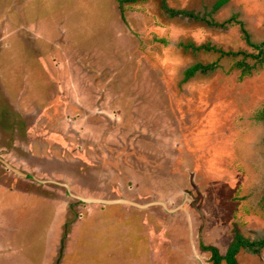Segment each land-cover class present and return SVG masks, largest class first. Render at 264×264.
Returning <instances> with one entry per match:
<instances>
[{"label": "rangeland", "instance_id": "obj_1", "mask_svg": "<svg viewBox=\"0 0 264 264\" xmlns=\"http://www.w3.org/2000/svg\"><path fill=\"white\" fill-rule=\"evenodd\" d=\"M217 1L0 0V15L18 19L0 29V98L11 117L9 131L0 125V141L19 143L0 158L42 180L68 183L75 195L183 207L168 215L161 205L80 202L64 186L17 178L0 160V264H153L143 256L148 228L170 246L199 249L193 252L199 257L201 245L217 237L201 235L213 218L202 224L194 217L199 200L226 202L227 211L217 202L208 207L227 218L213 230L242 210L233 211L230 190L215 187L229 188L227 166L249 169L246 154L260 152L264 142V121L254 124L264 108V62L228 53H259L247 37L264 43L257 14L264 0L215 8ZM242 61L253 66L250 74L236 66ZM196 64L206 69L187 76ZM36 93L42 108L52 112L57 104L56 119L42 122L51 139H36L32 130L31 140L26 132L24 121L33 124L40 110L27 102ZM262 197L261 187L252 199ZM179 210L186 211L184 221ZM241 220L232 226L246 229ZM155 242L150 249L161 251ZM165 254L154 264L183 260L173 250L166 263Z\"/></svg>", "mask_w": 264, "mask_h": 264}, {"label": "crops", "instance_id": "obj_2", "mask_svg": "<svg viewBox=\"0 0 264 264\" xmlns=\"http://www.w3.org/2000/svg\"><path fill=\"white\" fill-rule=\"evenodd\" d=\"M21 11L25 12L24 6L22 4H21L20 12ZM1 12H2V10H1V5H0V13ZM257 14H258L259 18H261V19L264 18V7L259 6V9L257 10ZM15 19H17V18H15V16L6 15L5 17H2L0 15V29L3 26L7 27V26L16 25V24H14V23H16ZM34 20L36 21L37 24L38 23L41 24V22L39 20H37L36 18ZM254 20H258V19L254 18ZM5 38H6V36H3V38H2L3 42H5V40H6ZM38 40H39V38H38ZM41 54H42V52H41ZM36 56H37V54H36ZM10 91H11V89L10 88L8 89V87H7V92L10 93ZM40 99H42V98H40L37 93L33 94L31 96L30 100H29V98L27 99V102L30 101L32 103V105L35 104L36 107L37 106L40 107L39 111H37V109H36L37 115H36L35 121H33L34 122L33 124L29 125L28 119H26L24 121L25 127L27 129L26 130L27 135L30 136L31 140H32V138H31L32 130H34L35 132H38L40 134L39 136L37 135L36 139L40 138L39 140H41L43 137H45V138L49 137L50 139L53 138V134L47 133L49 130H47V132H46L45 128H43L44 123H42V122L48 123V122H50V121L52 122L54 119H56L55 116L58 115V110L55 111L57 104L52 105V107L55 105L56 106L52 110V112H50L49 110H47V108H44V107L42 108V106L39 105V102L41 101ZM1 100L2 99L0 98V106H1L0 107V125L4 126V128L7 131H9L10 127H11L10 126L11 117L7 116L5 113H2V111H3L2 107L5 105L1 104ZM29 103H26V105H28ZM22 104H23V102H22ZM45 118H46V120H44ZM233 119L236 120V118H233ZM35 127H38V128L35 129ZM232 128H233V126H232ZM245 129H247V123H245V127L243 128V130H245ZM249 131L253 132L252 129H250ZM241 139H243V137H241ZM235 140H238V138L237 139L235 138ZM14 142H16V144L13 143V145L12 146L10 145V147H9V146H7V143L3 142V139H1V141H0V155L5 156L7 154V151L10 150L11 147L19 145L17 140H15ZM24 143H26V141ZM261 145L262 146L260 148V152L257 151V152H251L248 155L246 154V157L248 158V161H249V169L241 170V169H237L236 167L231 168V171H232L231 176L229 174L228 175L231 178L230 182L232 183V186H231V183L228 182L229 188L228 187L225 188L226 187L225 184H221V183H219V185H220L219 188L217 187L219 185L216 186L217 188L215 187V189H218V190L220 189V190L227 191V192L230 190V193L228 194V196L226 198H228V200H229V197L231 198L232 203H233V211L237 210V209H235L234 205H236V203L238 204L240 201V203H244V205H246V203H252L254 209L251 212H250V210H248L247 214H245L246 210H244V209H242L241 211L238 210L236 212L237 215L234 214L235 212H233L234 215H232V217L229 218L227 220V222H225L224 225H222L223 226L222 228H218V229L213 230L212 226H214L215 228L218 227V225H214V224L211 226V228H210L211 231H209V232L207 230L208 228H205V227H204L205 229L202 228L203 229V230L201 229L202 230V234H201L202 237H208L209 234L210 235L212 234V232L217 237L211 243H209V244L203 243L201 245V248H200L201 252H200L199 257H195L196 255L195 256L193 255V252L194 251L199 252V249L194 247L189 252V249H188L189 247L186 249H184L182 247H178V242H177V244H175V245L171 244L172 246H170V243H173V242H170V239H167V237L164 236L163 234H156V232L154 230L148 228L147 229L148 232H146L145 235H148L149 240L147 242V244H148L147 249L144 248V250L146 249L148 251L144 252V254H143L144 258L146 260H151L154 264V261H158V259L160 258L159 256H163L164 253H167V254H165V258H166V263H168V258L170 256L171 252H173V250H174V252H180L182 254L183 260L177 261L178 263L184 262L186 264H216L214 259H213V252L211 249H209V247H213V248L217 249L219 254L221 256L225 257L227 255V253L230 251V249L232 247H234L235 243H233V242L238 237L243 242L254 243V246H251L249 244H243V243L240 244V246L237 249L236 255H235L236 263L237 264H264V247L258 246L259 242H261V243L264 242V214L260 213V212H264V144H261ZM20 147H21V145H20ZM27 147L34 149L35 145L32 144L31 142H29ZM231 155L235 160H237L236 158H239V156H240V155H237V153H234ZM3 165H5V164L3 163ZM250 166H252V169H250ZM238 170H239V172H238ZM9 171L12 172L11 169H9ZM15 175L17 176V178L20 177L16 173H15ZM28 179H30V178H28ZM219 179H221V178H219ZM32 180H34V179H32ZM202 183L203 182L200 183L201 187L203 186ZM40 184H42V183H40ZM237 186H240L239 187L240 191H237ZM261 187H262V191H263L262 200H260V202L258 200H253L252 198L254 196H256L258 193H260ZM241 194H243V196L248 195L249 198H251V199L243 198V197H241L242 196ZM221 201L223 202L222 199H221ZM216 202H217V200H216ZM228 202H230V201H228ZM234 202H235V204H234ZM261 203H262V205H261ZM206 210H207V212H206L207 217L213 218L214 215L210 212L208 207H206ZM185 212H186L185 210H179L178 211V213H179L178 215L183 214V217H182L183 221L186 219V217H185L186 213ZM171 214L172 213H170L168 215H171ZM218 215L222 216V214H218ZM223 215H225L224 219H227L226 214H223ZM236 219H242L241 221H243L245 223V225H247L246 229L243 227V225H241L239 227L232 226V225H234ZM248 220H250V222H248ZM260 221H263V223H261ZM212 222H213V220H212ZM68 224L70 225V223H68ZM69 225L67 227V233H66L67 236L70 235V233H71L69 231V229L71 228L70 230L72 231V228H73L72 226L70 227ZM55 226L58 227V224ZM167 229H168V227L163 229L165 234L167 232ZM172 229L174 230V228H172V227H170L168 229L169 233L171 232V234H172ZM261 231H263V232H261ZM174 233H175V231H174ZM252 233H253V236H252ZM185 236H187V232L185 233L184 237ZM232 236H234L236 238H232ZM155 238L160 241L159 245H161V251H164L163 254H161V251L156 252V249H160L158 246H155L154 248L151 246V249H150L149 245L151 243V240H153V242L156 243ZM224 238H227V239L229 238V240L231 242V244H229L227 247L226 246L221 247V245L223 244L222 240H224ZM65 241H66V239L64 240V242ZM141 241L144 242L145 240H141ZM217 243H219V244H217ZM165 245H167L166 248H164ZM153 250H155L156 253ZM149 254L151 255V257ZM187 254H189L190 259L186 257ZM247 255L249 257H251L252 260H249V257H248V259L244 258L245 260H243V256H247ZM202 256H203V258H202ZM177 262L175 264H177ZM222 264H227V261L224 259L222 261Z\"/></svg>", "mask_w": 264, "mask_h": 264}, {"label": "trees", "instance_id": "obj_3", "mask_svg": "<svg viewBox=\"0 0 264 264\" xmlns=\"http://www.w3.org/2000/svg\"><path fill=\"white\" fill-rule=\"evenodd\" d=\"M125 1H137V0H125ZM228 0H221L220 1V5L227 2ZM248 41L250 43V45L252 47H254L255 49H257L259 51L258 54H251V53H248V52H245V51H240L238 53H235V52H230L228 53L229 55H238V54H242L244 55L245 57H252L256 60L259 61V63H263L264 62V43H262L261 45H257V44H254V43H251V40L250 38H248ZM237 67H240L243 69V75H248L250 74V70L253 68V66L245 63V62H238L236 64ZM201 67H204L203 65L201 64H196L194 66H192L191 68L188 69L187 71V76L191 77L193 75H195V73L198 71V69H200ZM206 68V67H205ZM257 119H263L264 120V108L262 110H260L257 114V117H255ZM240 241H242L241 239L239 240V242L235 243L234 244V247H232L230 249V251L227 253V255L225 257L221 256L218 252L217 249L213 248V247H209V249L212 250L213 252V259L215 261L216 264H222V261L225 259L227 261V264H237L236 263V258H235V255H236V252H237V249L238 247L240 246ZM244 244H249L251 246H254V243H250V242H245Z\"/></svg>", "mask_w": 264, "mask_h": 264}, {"label": "water", "instance_id": "obj_4", "mask_svg": "<svg viewBox=\"0 0 264 264\" xmlns=\"http://www.w3.org/2000/svg\"><path fill=\"white\" fill-rule=\"evenodd\" d=\"M264 47V46H263ZM0 160L9 168L11 169L12 171H14L17 175L19 176H23L25 178H30V179H34L36 180L37 182L39 183H42V184H46V183H54V184H57V185H60V186H64L67 188L69 194L73 197H75L76 199H78L80 202H84V203H88V204H104V205H113V204H128V205H132V206H136V207H139V208H142V209H146V208H149L150 206L152 205H161L163 206L168 212H176L179 208H183L182 206L181 207H178L176 209H170L168 207V204L167 202L165 201H154V202H151V203H148V204H140L138 202H135L133 200H129V199H126V198H119V199H111V200H106V199H102V198H91V197H85V196H80V195H75L72 193V188H71V185H69L68 183H63V182H60L58 180H42L40 178H38L36 175L34 174H30V173H27V172H24L18 168H15L13 167V165L9 164L7 161H3L1 158ZM79 217V214L76 213V218ZM69 224H67L68 226ZM67 234L65 235V238H66ZM65 238L63 240H65ZM64 247V245L62 246V248ZM63 253V252H62Z\"/></svg>", "mask_w": 264, "mask_h": 264}, {"label": "flooded vegetation", "instance_id": "obj_5", "mask_svg": "<svg viewBox=\"0 0 264 264\" xmlns=\"http://www.w3.org/2000/svg\"><path fill=\"white\" fill-rule=\"evenodd\" d=\"M220 1L221 0H218L217 2H216V4H215V8H222V6H224L225 8H226V5L227 4H229L230 2H232V1H235V0H228L227 2H225V3H223V4H221L220 5ZM245 1V0H244ZM130 2H135V1H130ZM247 8H251L250 6H248ZM247 8H244V10L246 9V11H248V9ZM249 13V12H248ZM233 19H235V17L233 18ZM232 21H235V20H231V22ZM251 43H253L252 41H251ZM255 44V43H254ZM257 45H261V44H257ZM251 46V45H250ZM201 48H205L204 46L203 47H201ZM213 49H215V48H211V47H206V50H213ZM223 54H225L224 53V51H221ZM245 52H247V51H245ZM191 68V67H190ZM206 68L205 67H201L200 69H198V70H205ZM188 71V70H187ZM256 122H254V124H257L258 122H260V123H262V121H264L263 119H257L256 118ZM263 144H264V142H263ZM229 169H231L232 168V166H227ZM220 186V185H219ZM222 187V186H221ZM219 188V187H218ZM220 190V189H219ZM223 191V190H222ZM222 199V198H221ZM221 199L219 198V197H217L216 198V200H217V203L218 204H220L221 205V209H225V210H227L226 209V206H224V204L223 203H226V202H222L221 201ZM210 199H208V198H201L200 200H199V202H200V204H199V207H200V210L197 208L196 209V216H195V213H194V217H196V218H200L201 220H202V224H204V220L206 219V218H208L207 217V210H206V207H210V205L212 204V205H214V202H216V201H214L212 198H211V201H209ZM219 201H221V203L219 202ZM202 204V205H201ZM236 205H240V207H236L235 206V209H243V206H245L244 205V203H240V201H239V203L238 204H236ZM226 213V212H225ZM200 214V215H199ZM214 218L216 219L215 221H213V224L214 225H220V223H221V220H223L224 218H225V215L222 217V216H218V215H214L213 216V220H214ZM217 222V223H216ZM223 222V221H222ZM223 224V223H222ZM239 238L237 237L236 239H235V241L233 242V243H237V242H239ZM240 243L242 244H244L245 242H243V241H240ZM259 247H264V242H259V245H258Z\"/></svg>", "mask_w": 264, "mask_h": 264}]
</instances>
